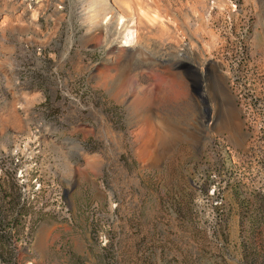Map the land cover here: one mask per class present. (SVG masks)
Listing matches in <instances>:
<instances>
[{
  "label": "rangeland",
  "instance_id": "obj_1",
  "mask_svg": "<svg viewBox=\"0 0 264 264\" xmlns=\"http://www.w3.org/2000/svg\"><path fill=\"white\" fill-rule=\"evenodd\" d=\"M5 3L0 264H264V0Z\"/></svg>",
  "mask_w": 264,
  "mask_h": 264
},
{
  "label": "flooded vegetation",
  "instance_id": "obj_2",
  "mask_svg": "<svg viewBox=\"0 0 264 264\" xmlns=\"http://www.w3.org/2000/svg\"><path fill=\"white\" fill-rule=\"evenodd\" d=\"M191 92L194 97L192 100L198 104L199 113L197 121L204 127L205 135H214V137H224L229 139L231 134L235 132L232 128L231 120L226 122L227 127L231 130H219L222 126V118L220 111V96L217 93L212 79L207 75H197L192 72ZM200 83L202 86H200ZM211 86V87H210ZM228 118V116H227ZM232 132V133H231Z\"/></svg>",
  "mask_w": 264,
  "mask_h": 264
},
{
  "label": "bare ground",
  "instance_id": "obj_3",
  "mask_svg": "<svg viewBox=\"0 0 264 264\" xmlns=\"http://www.w3.org/2000/svg\"><path fill=\"white\" fill-rule=\"evenodd\" d=\"M27 1H29V0H6V3L8 2L9 4H11L12 6H15V7H18V6H23V5H27L26 4V2ZM8 4V5H9ZM6 5V4H5ZM22 9H24V7L22 8ZM132 38H133V32H132V30H129L128 29V32L126 33V37H125V40H124V42H123V44H122V46H124V47H130V42H131V40H132ZM122 72V71H121ZM207 72H208V69H207ZM121 74V73H120ZM126 74V73H125ZM125 74H122L121 76H120V78L121 79H118V81H119V83H121V81H122V78L124 79L125 77ZM122 82H124V80L122 81ZM124 87V86H123ZM211 87V86H210ZM120 88H122V86H120ZM119 88V89H120ZM121 90V89H120ZM139 100H137L136 102H135V106H134V108L135 109H138L137 107H138V104L140 103V102H138ZM139 106H140V104H139ZM138 112V111H137ZM229 116H230V119H229V117L227 118V120L226 121H229V120H231V123L233 124V126L235 127V125L236 124H238V122H236L235 121V119H234V116H233V113L232 112H230L229 111ZM228 123V122H227ZM225 125H226V123H225ZM222 127V126H221ZM227 127V125L225 126V128ZM231 130V129H230ZM236 131H237V129H236ZM235 131V132H236ZM232 133V132H231ZM231 136H232V134H231ZM235 136H236V134H235ZM235 136H233V137H235ZM54 141V140H53ZM52 141V142H53ZM234 143V142H233ZM80 149V148H79Z\"/></svg>",
  "mask_w": 264,
  "mask_h": 264
},
{
  "label": "trees",
  "instance_id": "obj_4",
  "mask_svg": "<svg viewBox=\"0 0 264 264\" xmlns=\"http://www.w3.org/2000/svg\"><path fill=\"white\" fill-rule=\"evenodd\" d=\"M244 117L246 118L245 115H244ZM245 127H246L247 131H251V130H252V125H251L250 123H248V120H246V122H245ZM9 203L11 204V205H10V208H11V209H14V208H16V207L19 205V203H18L17 201H15V198L11 199V200L9 201ZM16 211H17V210H16ZM17 213H19V212L17 211ZM4 219H5V217H4V216H1V217H0V223H2V222L4 221ZM15 220H17V217H13V221H15ZM8 237H9V236H8V233H2V234L0 235V239H1L2 241H4V243L6 242V240H7ZM3 239H4V240H3ZM254 249H255V247H252V249H249V250L245 253V256H244V257H246L247 261H249V262H253V261L255 260L254 255H256V251H253ZM11 252H12V255H13V251H11Z\"/></svg>",
  "mask_w": 264,
  "mask_h": 264
},
{
  "label": "water",
  "instance_id": "obj_5",
  "mask_svg": "<svg viewBox=\"0 0 264 264\" xmlns=\"http://www.w3.org/2000/svg\"><path fill=\"white\" fill-rule=\"evenodd\" d=\"M183 67H186V69L191 70L192 72H194L197 75H203V76H207V68L204 69V73L202 74L200 69L192 64L189 63H183L182 64ZM188 80L192 81V78L188 77ZM200 86H202V84L200 83ZM242 134L246 135V132L244 130H241ZM244 149V147H242Z\"/></svg>",
  "mask_w": 264,
  "mask_h": 264
},
{
  "label": "crops",
  "instance_id": "obj_6",
  "mask_svg": "<svg viewBox=\"0 0 264 264\" xmlns=\"http://www.w3.org/2000/svg\"><path fill=\"white\" fill-rule=\"evenodd\" d=\"M63 17H64L63 10H56L54 17H51V21L58 22V18L61 20ZM54 24L56 25V23H54ZM48 141L51 142L52 138H48Z\"/></svg>",
  "mask_w": 264,
  "mask_h": 264
},
{
  "label": "built area",
  "instance_id": "obj_7",
  "mask_svg": "<svg viewBox=\"0 0 264 264\" xmlns=\"http://www.w3.org/2000/svg\"><path fill=\"white\" fill-rule=\"evenodd\" d=\"M27 2H29V1H27Z\"/></svg>",
  "mask_w": 264,
  "mask_h": 264
}]
</instances>
